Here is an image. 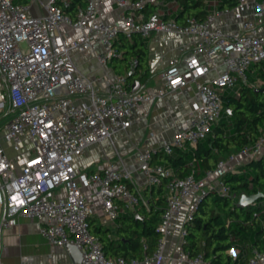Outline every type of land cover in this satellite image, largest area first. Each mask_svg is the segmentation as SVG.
Here are the masks:
<instances>
[{"label": "built area", "instance_id": "obj_1", "mask_svg": "<svg viewBox=\"0 0 264 264\" xmlns=\"http://www.w3.org/2000/svg\"><path fill=\"white\" fill-rule=\"evenodd\" d=\"M233 1V7L221 8L220 0H203V20L187 18L178 24L170 16L181 10L177 0H84L83 6L75 0H0V84L9 102L7 109H0V143H9L18 154L26 139L33 150L15 172L0 144V230L15 227L19 218L37 221L50 247L75 246L82 256L80 264H164L166 239L185 201L191 199L184 225L192 221L197 203L207 193L236 198L224 176L236 169L239 154L247 161L264 154V132L200 179L194 172L179 178L172 169L152 163L158 154L196 148L219 123L223 95H238L243 86L253 87L258 81L250 82L248 74L254 75L255 66L264 63V0ZM152 33L191 42L189 48H180L182 57L169 61L154 95L142 89L132 92L127 75L118 74L103 92L74 62V54L90 52L100 67H106L121 57L114 47L120 35L130 42L134 34L147 40ZM136 65L132 60L131 71ZM188 87L197 103L185 125L171 140L142 148L136 155L137 171L147 185L163 184L165 189L157 247L141 262L107 258L89 231L88 220L95 211L88 193L100 198V222L106 227L120 214H135L145 202L131 190L133 173L120 160L92 173L77 170L76 160L90 146L130 128L138 105ZM184 225L176 261L205 264L184 251ZM21 261L29 264L31 258ZM262 263L264 253L256 251L247 262Z\"/></svg>", "mask_w": 264, "mask_h": 264}, {"label": "trees", "instance_id": "obj_2", "mask_svg": "<svg viewBox=\"0 0 264 264\" xmlns=\"http://www.w3.org/2000/svg\"><path fill=\"white\" fill-rule=\"evenodd\" d=\"M75 1L84 5V0ZM177 2L181 10L170 16L178 24L187 18H205L203 0ZM234 5L233 0H220L221 8ZM114 47L121 54L110 63L114 73L127 75L130 90L135 82L143 85L150 74L147 40L134 34L129 42L120 35ZM132 60L137 61L133 71ZM255 71V81L261 82L260 87L243 86L238 95H223L226 117L213 127L208 138L193 149L175 150L172 155L158 154L152 163L172 169L179 178L194 172L200 179L219 162L255 143L264 132V66L256 65ZM224 184L236 198L216 191L207 193L197 203L192 221L184 225L183 249L190 258L200 257L205 264H247L253 252L264 253V197L248 207H240L237 202L241 194L264 195V154L227 172ZM131 190L135 193V189ZM147 194V201L140 203L135 214L117 217L113 230L95 219L88 220L89 231L98 239L107 258L141 262L145 256H152L160 239L157 228L166 209L164 185L149 188ZM230 251L237 254L230 255Z\"/></svg>", "mask_w": 264, "mask_h": 264}, {"label": "crops", "instance_id": "obj_3", "mask_svg": "<svg viewBox=\"0 0 264 264\" xmlns=\"http://www.w3.org/2000/svg\"><path fill=\"white\" fill-rule=\"evenodd\" d=\"M113 15H109L110 18ZM149 78L141 85L143 91L154 95L163 84L162 73L169 61L174 57H182L180 48L191 46L190 40L164 33H152L147 39ZM74 62L80 72L86 75L103 92H107L112 76L115 74L109 64L100 67L90 52L73 55ZM197 103L192 88L183 89L179 94L166 95L151 102L142 103L133 112L132 125L125 131L112 137L111 141L90 146L84 154L76 160L77 170L92 173L102 170L110 163L119 160L133 173L136 192L145 202L148 189L145 178L137 171V151L145 147H157L169 141L187 122L188 115ZM9 107L6 88L0 84V109ZM8 157L12 160L15 172H19L23 161L32 154V144L26 139L21 152H14L12 146L5 141L0 143ZM247 161L244 155L238 156L235 168ZM95 191V188L91 190ZM88 201L93 206L95 215L92 219L100 222L102 215L101 200L91 192ZM191 205V199L184 202L180 213L175 217V228L166 239L164 264H178L176 254L180 244V231ZM115 225H110L113 230ZM31 258L29 264H72L67 252L63 248L52 249L48 242L39 234V223L19 218L15 227L0 230V262L1 264H22V258ZM146 264V263H140ZM264 264V263H262Z\"/></svg>", "mask_w": 264, "mask_h": 264}, {"label": "water", "instance_id": "obj_4", "mask_svg": "<svg viewBox=\"0 0 264 264\" xmlns=\"http://www.w3.org/2000/svg\"><path fill=\"white\" fill-rule=\"evenodd\" d=\"M141 88V84L139 82H135L132 85L131 91L136 92ZM228 111V110H227ZM264 195L262 194H254V195H246L241 194L238 198L237 205L240 207H248L256 202H258ZM64 249L67 252L69 259L72 264H80L82 260V256L80 251L71 244H65Z\"/></svg>", "mask_w": 264, "mask_h": 264}, {"label": "rangeland", "instance_id": "obj_5", "mask_svg": "<svg viewBox=\"0 0 264 264\" xmlns=\"http://www.w3.org/2000/svg\"><path fill=\"white\" fill-rule=\"evenodd\" d=\"M73 35H77V33H74ZM261 65L264 66V63H262ZM255 74L254 75L253 74L252 75L251 74H248V77H249V81L250 82H252V81L255 80ZM260 85H261V82L259 80L256 81V83H254V87L259 88ZM225 117H226V113L223 112L221 118L224 119ZM234 254H237V253H233V252L230 251V255H234Z\"/></svg>", "mask_w": 264, "mask_h": 264}]
</instances>
